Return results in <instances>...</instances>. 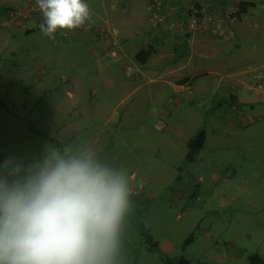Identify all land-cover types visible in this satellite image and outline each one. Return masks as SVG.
Returning a JSON list of instances; mask_svg holds the SVG:
<instances>
[{
  "label": "rangeland",
  "instance_id": "obj_1",
  "mask_svg": "<svg viewBox=\"0 0 264 264\" xmlns=\"http://www.w3.org/2000/svg\"><path fill=\"white\" fill-rule=\"evenodd\" d=\"M19 1L0 5V165L10 157L25 163L40 158L47 145L54 146L42 132L61 150L90 147L103 163L123 169L134 210L126 218L122 264H264V22L252 18L245 29L236 25L245 37L222 47L216 38L226 36L213 28L236 21L237 0H174L168 16L161 12L157 20L150 9L158 4L159 12L160 2L151 0L147 19L161 36L155 47L163 64L170 55L164 45L177 32L201 31L211 41L205 58L195 55L201 60L196 69L207 74L191 85L164 75L150 83L152 75L133 72L128 59L123 69L125 59L100 71L101 57L75 40L92 34L104 51L115 52L107 59L118 60L115 26L86 23L116 31V46L91 31L60 38L68 30H58L53 40L40 30L41 11L25 20L6 16L37 0ZM96 1L85 0L89 8ZM221 1L227 5L213 8ZM252 1L264 9V0ZM191 7L209 21L206 28H188ZM25 27L32 32L25 34ZM127 56L136 62L135 51ZM200 130L203 147L187 162L186 144ZM145 233L158 251L150 250ZM190 235L192 242L182 249Z\"/></svg>",
  "mask_w": 264,
  "mask_h": 264
},
{
  "label": "clouds",
  "instance_id": "obj_2",
  "mask_svg": "<svg viewBox=\"0 0 264 264\" xmlns=\"http://www.w3.org/2000/svg\"><path fill=\"white\" fill-rule=\"evenodd\" d=\"M37 5L40 30L53 40L91 20L85 0ZM132 195L126 172L90 147L47 145L30 162L8 158L0 165V264H122Z\"/></svg>",
  "mask_w": 264,
  "mask_h": 264
},
{
  "label": "crops",
  "instance_id": "obj_3",
  "mask_svg": "<svg viewBox=\"0 0 264 264\" xmlns=\"http://www.w3.org/2000/svg\"><path fill=\"white\" fill-rule=\"evenodd\" d=\"M158 1V0H156ZM168 3H166V0H159L160 2V13L165 18L168 16L169 8L168 4L173 3L174 0H167ZM180 1V0H178ZM151 0H97L95 7H90V13H91V20L89 21L91 24H103V25H110L115 26L116 30L119 32V38L121 39L120 47L118 48L117 52L119 53L118 60L107 59L110 57L109 51H104V46L101 44V42H97L95 39V36L92 34H85L80 36L79 38L75 39L77 40V43H82L85 45H88L87 47L94 52V55H97V58L101 57L102 66L99 67L100 71H103V68L105 67L106 70H108L109 61L112 63H116V65H119V61L122 59H125V62L120 63V69H123L124 65L128 64L127 59L129 60V64L132 62L133 64V72L136 70L137 72H145L142 77L150 76L147 78H150L148 82L152 83L155 79H152L153 76H158V78L161 76L168 77L171 81L176 82H184L187 84H192V79L201 74H207L204 70H198L196 69L198 64L201 60H197L195 58V55L200 58L203 57L206 51L207 44L211 41L208 35H205L201 31L193 32L191 34H183L182 32H177L173 38L168 39L166 45L164 47H168L170 51V55L168 58V61L166 64H163V58L164 56L160 55V50H157L158 47H155L156 43L159 41L158 39L161 37L160 35H156L154 33V29L151 27L147 16H150L148 5L150 4ZM0 5L6 3L14 6H18L20 1L19 0H0ZM237 3H241L243 5L242 12H238V8L236 6V21L233 19V23H235V31H236V25H243L245 29V24L248 26L251 24V19L256 18L260 22H264V9H260L257 6H255V2L252 0H237ZM264 4V1L262 2ZM213 8L219 9L225 7L227 5L225 2H215L213 3ZM238 5V4H237ZM6 6V5H5ZM161 16V15H160ZM171 16V15H170ZM171 19H174L171 17ZM150 20V18H149ZM151 21V20H150ZM11 22L12 29H16L18 26L15 22ZM256 22V21H254ZM7 23V24H8ZM253 23V22H252ZM6 25V24H5ZM10 27V24L8 25ZM14 27V28H13ZM22 26V31H23ZM114 27V28H115ZM25 34H28L29 31H31L30 27L24 28ZM234 36L235 38L233 41H225L226 39H218L219 42L222 44V47H224L227 44H232L239 39H242L245 36H241L238 30L235 32ZM245 33L248 34V32L245 30ZM262 35L264 34L261 32ZM213 38V37H212ZM67 44V43H65ZM154 46V51L150 50V46ZM220 47V45H219ZM135 51V55L140 51L143 50L145 52H148L149 55L144 59V62L139 64L137 61L133 62L132 58L128 57V51L129 50ZM171 49V50H170ZM181 52L182 56L180 59L171 64L170 59L174 55V52ZM99 56V57H98ZM163 64V65H162ZM189 64L188 66H186ZM119 69V70H120ZM197 72H200L196 74ZM102 73V72H101ZM148 74V75H147ZM104 73L101 74V77L104 78ZM136 78L140 77L138 73L135 75ZM102 78V79H103ZM221 84V79L217 80L215 85L212 88H216ZM249 89V87H246ZM218 90V89H216ZM264 95V92H263ZM247 103H252L250 99H247Z\"/></svg>",
  "mask_w": 264,
  "mask_h": 264
},
{
  "label": "built area",
  "instance_id": "obj_4",
  "mask_svg": "<svg viewBox=\"0 0 264 264\" xmlns=\"http://www.w3.org/2000/svg\"><path fill=\"white\" fill-rule=\"evenodd\" d=\"M156 8L152 7L153 9L151 11V15L153 17V19H158V10H159V6L158 4H156ZM41 10L39 9L38 5H37V1L35 2L34 5H32L28 10H20V9H16V10H11L9 11L6 16L9 18H19L22 20L27 19V16L30 12H40ZM203 11V10H202ZM205 11V10H204ZM203 15L201 16V10H197L194 7H191L189 9V17L187 19V26L190 30H195L197 29L199 26L200 28H206L207 23L209 22L208 20H202ZM232 22L233 19L229 18L227 19V21H224L225 27L223 29L222 24L219 23L217 24V28L214 26L213 30L217 33H223L224 37L226 36V38H233L234 37V31L232 30ZM94 32L96 34H98L99 36H101L100 38H102L103 40H107L110 42V44L112 46H116V36L117 33L116 31H112L108 28L106 29H102V28H92L89 25L85 24L84 26L80 27V28H76L73 29L71 31H69L68 35H74L77 34L79 32ZM67 36L64 35H60V38H66ZM115 52L109 51L110 55H115ZM180 91V90H178ZM190 93V91H189ZM164 126V123L160 122L157 126L158 129L162 128Z\"/></svg>",
  "mask_w": 264,
  "mask_h": 264
},
{
  "label": "trees",
  "instance_id": "obj_5",
  "mask_svg": "<svg viewBox=\"0 0 264 264\" xmlns=\"http://www.w3.org/2000/svg\"><path fill=\"white\" fill-rule=\"evenodd\" d=\"M243 4H239L237 5V8H238V12H242L243 8L242 6ZM232 27H233V22H232ZM32 31H29V33H31ZM149 55L148 52H145L143 50H140L136 55H135V60L141 64L144 62V59ZM182 56V53L177 51V52H174V55L171 57L170 59V63L173 64L175 62H177L180 57ZM38 134L43 137L47 142H49L50 144L54 145L55 147H57V143H56V140L53 139V138H50L49 136H47L46 134H43L42 132H38ZM204 141H205V134H204V131L203 130H200L198 131L194 136L193 138H191L187 144H186V148H187V152H186V155H185V160L187 162H190L194 159V156L196 155V153L198 151H200L203 147V144H204ZM146 235V240L147 242H149L150 244V250H154V251H158L159 250V247H158V244L157 242H155L153 240V238L151 237V235L149 233H145ZM192 242V236L190 235L188 237V239L186 240L184 246L182 247V249H184L185 246L189 245L190 243ZM167 264H191L189 263V261L187 260H184V259H180L176 262H169L167 261L166 262Z\"/></svg>",
  "mask_w": 264,
  "mask_h": 264
}]
</instances>
